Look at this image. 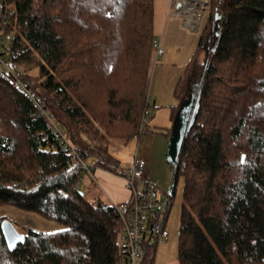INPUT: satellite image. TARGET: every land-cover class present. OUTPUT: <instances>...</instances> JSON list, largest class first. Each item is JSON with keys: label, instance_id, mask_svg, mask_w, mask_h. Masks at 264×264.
Returning <instances> with one entry per match:
<instances>
[{"label": "trees", "instance_id": "trees-1", "mask_svg": "<svg viewBox=\"0 0 264 264\" xmlns=\"http://www.w3.org/2000/svg\"><path fill=\"white\" fill-rule=\"evenodd\" d=\"M205 13L173 93L178 103L192 94L176 155V256L264 264V0H209ZM153 21V0H0L1 54L79 155L114 174L122 167L108 142L134 137L147 104ZM82 170L0 68V209L61 226L25 228L11 248L0 228V264H130L111 201L86 195ZM157 242L144 238L141 264L152 263Z\"/></svg>", "mask_w": 264, "mask_h": 264}, {"label": "rangeland", "instance_id": "rangeland-1", "mask_svg": "<svg viewBox=\"0 0 264 264\" xmlns=\"http://www.w3.org/2000/svg\"><path fill=\"white\" fill-rule=\"evenodd\" d=\"M205 17L206 13L200 18L196 31L183 26L181 18L176 17V22L172 26L167 24L165 31L158 35L164 54L155 57L153 50L146 96V106L149 110L147 121L143 124L142 131L137 137H132L129 140L110 139L108 142L110 152L118 159L122 168L131 162L134 155L143 156L146 160L144 179L155 182L163 196H168L174 174V165L166 158L172 125V109L178 103L173 94L174 86L195 49ZM29 72L35 73V69H31ZM146 126L149 127V131H145ZM80 186L89 198L96 194L103 198L106 196L98 178L95 175L92 178L83 170L81 171ZM182 193L183 178L180 176L174 185V195L166 215L165 224L169 231V237L165 242H157L154 253L156 259L164 255L174 253L176 255ZM0 215L11 221L18 232L28 227L40 231H53L61 228L51 220L12 207L1 208ZM175 241L176 243L173 244ZM141 263L143 262L138 261V264Z\"/></svg>", "mask_w": 264, "mask_h": 264}, {"label": "built area", "instance_id": "built-area-1", "mask_svg": "<svg viewBox=\"0 0 264 264\" xmlns=\"http://www.w3.org/2000/svg\"><path fill=\"white\" fill-rule=\"evenodd\" d=\"M208 8L209 0H171V7L167 14L179 16L183 26L196 31L199 27L200 18ZM152 44L154 56H160L163 49L158 36L153 38ZM15 67V63L0 52V68L11 75L12 83L23 91L49 120L54 136L65 150L72 153V160L78 162L87 174L94 178L93 171L100 167H96L91 162L81 158L66 136L63 127L39 101L38 95L32 87L17 74ZM148 113V107L145 106L142 111L140 126L134 137H137L142 131ZM144 129L149 131L148 126ZM145 165L146 160L143 156L134 155L131 162L122 168L121 173L116 174L123 179L124 188L129 192V196L123 202H111L121 222L120 237L130 264H138L142 258L144 238L150 236L158 241H165L169 236L166 224L163 223L169 198L160 194L155 182L144 179Z\"/></svg>", "mask_w": 264, "mask_h": 264}, {"label": "crops", "instance_id": "crops-1", "mask_svg": "<svg viewBox=\"0 0 264 264\" xmlns=\"http://www.w3.org/2000/svg\"><path fill=\"white\" fill-rule=\"evenodd\" d=\"M153 3L154 34L158 36L161 32L165 31L167 24H169V26H172V24L176 22L175 18L179 16H172L167 14V11L171 7V0H153ZM163 54L164 49L161 55ZM93 174L101 182V188L103 189V192L106 197L111 202H123L128 199L129 192L124 188L123 179L119 175H116L102 168L95 169ZM175 243L176 241L173 244ZM151 264H179V262L177 260V256L174 253L169 254L167 256H161L157 259L154 257Z\"/></svg>", "mask_w": 264, "mask_h": 264}, {"label": "water", "instance_id": "water-1", "mask_svg": "<svg viewBox=\"0 0 264 264\" xmlns=\"http://www.w3.org/2000/svg\"><path fill=\"white\" fill-rule=\"evenodd\" d=\"M192 94L189 95L187 99H182L178 103V108L174 114L171 131L168 141V147L166 152V158L174 165V174L172 180V186L169 190L170 195H174V185L176 184V173H177V162L176 155L178 153L184 132L190 127L189 122V105L190 98ZM243 157V155H242ZM0 228L5 242L9 248L14 247L16 244L20 243L23 238V234L18 232L13 225V223L7 219H3L0 223Z\"/></svg>", "mask_w": 264, "mask_h": 264}]
</instances>
